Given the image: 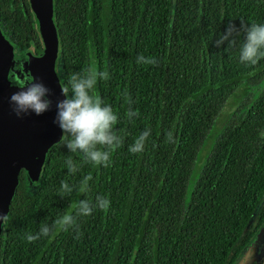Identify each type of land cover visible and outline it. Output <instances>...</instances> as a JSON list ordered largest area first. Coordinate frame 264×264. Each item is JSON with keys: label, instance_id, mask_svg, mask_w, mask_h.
I'll return each instance as SVG.
<instances>
[{"label": "trees", "instance_id": "1", "mask_svg": "<svg viewBox=\"0 0 264 264\" xmlns=\"http://www.w3.org/2000/svg\"><path fill=\"white\" fill-rule=\"evenodd\" d=\"M51 21L60 88L84 69L107 71L93 94L118 114L124 143L105 168L70 153L61 132L35 182L20 170L0 225V264H234L264 225V88L245 97L264 77V59L240 63L242 35L227 51L215 40L230 21L264 23V0H51ZM0 32L16 68L26 51L42 47L28 0H0ZM139 55L158 64H137ZM238 88L244 98L212 138L185 199L202 140ZM129 107L139 115L129 119ZM146 128L145 150L129 152ZM88 175L87 193L60 197L61 181L78 188ZM97 195L110 207L79 218L78 235L27 241L42 223Z\"/></svg>", "mask_w": 264, "mask_h": 264}, {"label": "clouds", "instance_id": "2", "mask_svg": "<svg viewBox=\"0 0 264 264\" xmlns=\"http://www.w3.org/2000/svg\"><path fill=\"white\" fill-rule=\"evenodd\" d=\"M243 36L239 47V61L246 65H256L264 59V23H246L241 21L239 27L230 21L224 31L215 40L217 48L227 42L225 51L236 46L238 38ZM137 64L157 65L158 60L153 57L139 55L136 59ZM107 71L97 72L92 68H87L81 72L73 73L67 83L61 86L62 99L55 102V117L53 123L59 127L63 134L65 147L70 153L83 155L85 162L109 167L112 162L111 151L120 148L124 143V138L118 134L117 124L119 116L114 112L109 104H105L103 99L96 97L93 91L98 80H107ZM52 90L42 82H32L19 87V91L11 94L9 103L12 111L17 118L25 115L34 114L41 116L52 110L53 100L50 98ZM122 95L129 105L131 97L125 90ZM129 107L127 117L131 119L138 116ZM151 135V129L146 128L129 145V152L133 154L142 153ZM167 140L173 141V134H167ZM65 164L70 174H75L79 166L69 156ZM90 175L85 176L79 187L70 186L67 181H61L59 195L64 198L73 191H78L84 195L89 190ZM110 200L107 196L97 195L95 200H79L74 212H66L51 223H42L36 234H26L29 243L35 242L44 237H49L59 231L67 232L73 230L79 234L78 220L81 217L90 216L95 210L106 211L110 207ZM0 221H8L7 214L0 213Z\"/></svg>", "mask_w": 264, "mask_h": 264}, {"label": "water", "instance_id": "3", "mask_svg": "<svg viewBox=\"0 0 264 264\" xmlns=\"http://www.w3.org/2000/svg\"><path fill=\"white\" fill-rule=\"evenodd\" d=\"M38 25L43 50L29 52L22 69L32 82H42L52 90V110L41 115L17 118L9 98L19 91L9 86L7 75L12 66V49L0 32V213L6 214L20 170L35 182L47 150L61 138V130L53 123L55 102L62 99L61 88L53 70L57 42L51 21V0H28ZM2 221H0L1 225Z\"/></svg>", "mask_w": 264, "mask_h": 264}, {"label": "rangeland", "instance_id": "4", "mask_svg": "<svg viewBox=\"0 0 264 264\" xmlns=\"http://www.w3.org/2000/svg\"><path fill=\"white\" fill-rule=\"evenodd\" d=\"M59 69V66H58ZM12 73L8 77L7 75V82L9 86L13 88H17L19 90L20 85L23 83V76L25 75V71L22 69V63L20 62L15 66H12ZM29 79L25 77V82H28ZM31 83V82H30ZM251 92L248 93V96L245 97H252L256 93L264 88V77L261 81L254 87H251ZM243 88H238L233 91L232 94L228 96V98L223 103L221 109L219 110L218 114L215 116L208 133L206 134L205 138L202 140V143L196 153L192 169L190 174L188 175V180L186 184V193L185 199L188 197L190 190L194 184V181L197 177V173L205 159L206 153L209 150L210 143L214 135L218 133L219 130L225 125L230 112L236 107V105L244 98L243 96ZM234 264H264V225L257 231L254 237L251 239L249 244L242 250L240 256L236 259Z\"/></svg>", "mask_w": 264, "mask_h": 264}, {"label": "flooded vegetation", "instance_id": "5", "mask_svg": "<svg viewBox=\"0 0 264 264\" xmlns=\"http://www.w3.org/2000/svg\"><path fill=\"white\" fill-rule=\"evenodd\" d=\"M41 43H42V42H41ZM42 50H43V47H41V49H40L38 52H35L34 50H28V51L25 52V54H26V57H27V54H28L29 52H33V53H35V54H40V53L42 52ZM55 58H56V57H55ZM20 60L22 61V59H20ZM25 60H26V58H25ZM25 60H23V61H25ZM23 61H22V62H23ZM22 62H21V63H22ZM54 63H55V60H54ZM54 63H53V70H54V73H55L56 78H57V69H56ZM9 76H10V75H9ZM9 76H8V77H9ZM25 77L28 78L29 81L32 83V80H31L30 76H29L26 72H25V75L22 77V78H23V81H22L23 83H24V81H25ZM57 80H58V78H57ZM29 81H28V82H29ZM30 82H29V83H30ZM23 83H22L20 86H23V85H25V84H28L27 82H25V84H23Z\"/></svg>", "mask_w": 264, "mask_h": 264}]
</instances>
